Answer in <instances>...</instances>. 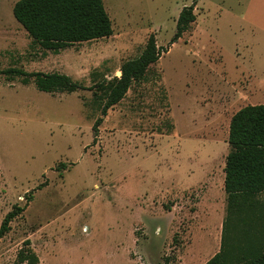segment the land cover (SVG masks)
I'll list each match as a JSON object with an SVG mask.
<instances>
[{"label":"rangeland","instance_id":"1","mask_svg":"<svg viewBox=\"0 0 264 264\" xmlns=\"http://www.w3.org/2000/svg\"><path fill=\"white\" fill-rule=\"evenodd\" d=\"M16 1L0 0V71L60 72L86 88L47 93L0 73V224L25 207L0 237V264H16L26 239L36 264H203L226 215L230 118L264 103V0H196L195 22L170 45L194 0H103L112 34L59 52L31 41ZM150 34L167 51L102 116L93 142L89 87L119 76Z\"/></svg>","mask_w":264,"mask_h":264},{"label":"trees","instance_id":"2","mask_svg":"<svg viewBox=\"0 0 264 264\" xmlns=\"http://www.w3.org/2000/svg\"><path fill=\"white\" fill-rule=\"evenodd\" d=\"M195 4L196 0L180 10L169 45L195 22ZM12 14L34 44L52 52H59L75 43L108 37L113 31L103 0H17ZM165 51L167 48L159 47L154 35L150 34L141 53L122 62L119 76L103 78L89 87L100 109V116L92 125L93 142L102 116L125 96L133 82L145 78L149 66ZM0 73L9 78L20 77L23 84L32 82L39 91L47 93H71L86 88L60 72H27L21 68H7ZM227 143L229 150L223 168L226 215L220 246L203 264H264V215L261 216L259 211V196L264 192V103L247 104L231 116ZM64 168L65 164L60 162L55 169L61 172ZM30 197L27 195V200ZM24 208L14 205L5 214L0 224V237L8 232L10 221ZM232 220L236 221L239 229L235 238L230 236ZM36 263L37 256L26 239L18 252L16 264Z\"/></svg>","mask_w":264,"mask_h":264},{"label":"crops","instance_id":"3","mask_svg":"<svg viewBox=\"0 0 264 264\" xmlns=\"http://www.w3.org/2000/svg\"><path fill=\"white\" fill-rule=\"evenodd\" d=\"M223 180H224V178H223ZM222 180V181H223ZM222 185H223V183H222ZM223 191H224V188H223ZM224 193H225V191H224ZM226 196V195H225ZM222 223H223V220L222 219H219V223H218V225H221V227H222ZM206 262V261H205Z\"/></svg>","mask_w":264,"mask_h":264},{"label":"water","instance_id":"4","mask_svg":"<svg viewBox=\"0 0 264 264\" xmlns=\"http://www.w3.org/2000/svg\"><path fill=\"white\" fill-rule=\"evenodd\" d=\"M121 74V72L119 71V75Z\"/></svg>","mask_w":264,"mask_h":264}]
</instances>
